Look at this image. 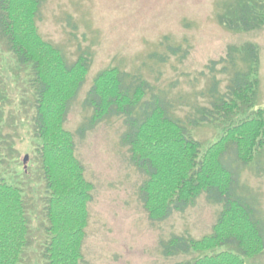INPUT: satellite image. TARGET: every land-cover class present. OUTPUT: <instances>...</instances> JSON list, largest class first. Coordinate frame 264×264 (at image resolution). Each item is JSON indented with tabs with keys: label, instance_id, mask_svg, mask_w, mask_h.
<instances>
[{
	"label": "trees",
	"instance_id": "1",
	"mask_svg": "<svg viewBox=\"0 0 264 264\" xmlns=\"http://www.w3.org/2000/svg\"><path fill=\"white\" fill-rule=\"evenodd\" d=\"M44 2L0 0V39L17 64L29 70L34 97L32 135L45 191L42 264H87L83 246L93 186L76 156V137L83 139L113 118L123 120L121 145L143 177L138 196L151 222L185 213L202 196L221 208L210 235L201 240L174 236L162 244L164 257L195 254L177 264H246L245 259L264 254L258 197L242 183L248 168L256 163L260 170L258 161L264 153V111H250L259 91L258 47H242L245 69L235 70L221 94L215 80L209 105L196 108L195 117L186 121L175 118L171 104L152 93L145 80L118 68L106 69L86 94L85 106L92 116L72 133L66 123L86 83L91 59L83 52L69 64L59 48L41 37L38 22ZM230 7L219 16L229 31L254 32L264 27V0H238ZM169 50L176 54L177 50ZM235 51L231 48L227 60L211 65L227 62L234 67ZM206 124L219 125L222 134L203 150L189 126ZM2 158L0 145V169ZM1 173L0 264H22L33 245L31 205L23 187L8 184Z\"/></svg>",
	"mask_w": 264,
	"mask_h": 264
},
{
	"label": "rangeland",
	"instance_id": "2",
	"mask_svg": "<svg viewBox=\"0 0 264 264\" xmlns=\"http://www.w3.org/2000/svg\"><path fill=\"white\" fill-rule=\"evenodd\" d=\"M237 1L45 0L38 22L41 37L59 48L69 64L83 52L91 59L86 83L71 106L66 129L76 133L92 116L85 106L86 94L97 75L111 68L145 80L152 93L171 104L175 118H193L196 108L209 105L215 80L221 94L235 70L245 69L241 49L246 44L259 49V91L250 111H264V27L254 32H233L219 22V16ZM169 48L177 50L176 54ZM231 48L236 50L235 68L227 62L211 65L227 60ZM28 78L29 70L17 64L0 39V145L4 157L0 170L8 184L23 187L31 205L33 245L22 264H42L45 191L35 153L37 142L32 135L34 97ZM189 129L203 150L222 134L216 124ZM124 131L123 120L113 118L83 139L76 137V156L84 166L85 179L93 186L83 246L85 261L177 264L192 260L195 254L164 257L163 242L174 236L201 240L210 235L221 208L202 196L185 213L162 223L151 222L138 196L143 177L130 164L129 153L121 145ZM258 162L260 170L256 163L248 168L242 183L257 195L264 219V153ZM245 262L264 264V254Z\"/></svg>",
	"mask_w": 264,
	"mask_h": 264
},
{
	"label": "water",
	"instance_id": "3",
	"mask_svg": "<svg viewBox=\"0 0 264 264\" xmlns=\"http://www.w3.org/2000/svg\"><path fill=\"white\" fill-rule=\"evenodd\" d=\"M27 162V158H25V160H24V163H26Z\"/></svg>",
	"mask_w": 264,
	"mask_h": 264
}]
</instances>
